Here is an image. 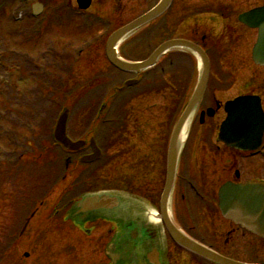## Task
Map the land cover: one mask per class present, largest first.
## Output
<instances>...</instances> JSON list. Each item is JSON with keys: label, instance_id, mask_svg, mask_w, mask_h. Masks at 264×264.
Segmentation results:
<instances>
[{"label": "flooded vegetation", "instance_id": "obj_1", "mask_svg": "<svg viewBox=\"0 0 264 264\" xmlns=\"http://www.w3.org/2000/svg\"><path fill=\"white\" fill-rule=\"evenodd\" d=\"M53 1L63 5L59 7L60 19L52 15L56 8L51 9L48 25L51 30L56 25L66 24L72 14L82 19H99L108 24V30H112L111 20L101 12L102 5L111 1L110 6L115 9L120 3V0H92L91 7L80 12L76 0ZM209 1L208 10L212 11L208 14L209 23L203 21L205 25L199 18L186 14L198 7L176 0L170 10L176 9L178 14L174 17L167 13L156 27L165 41L180 39L200 47L210 65L207 87L194 117L192 131L180 146L169 210L172 223L192 240L236 261L257 264L258 261L242 260L231 254L238 243L252 254H258L264 248V241L231 222L219 220L216 206L218 188L224 183H264V129L261 145L246 152L224 148L217 142V133L225 118L223 105L237 97H258L264 116V77L259 76L257 81L248 76L252 71L248 48L249 44L253 45L252 37L256 38L257 31H250L237 21L240 13L264 7V0H252L250 8L233 15L229 14L233 8L247 5L249 0ZM35 3L42 5L37 19H45L43 0L32 1L30 8ZM153 5L154 0L147 4L146 10ZM202 26L209 27V34L202 33ZM146 36L148 38L144 41L136 39L131 45L125 44V51L120 48L124 59L142 61L152 53L151 32H146ZM99 40L90 49L81 50L87 52V59L91 58L92 47ZM99 46L104 47L102 42ZM131 50H136V56L142 58L130 59L126 52ZM95 57L98 61L100 54ZM103 60L104 50L100 58ZM161 60L156 70L139 75L135 88L115 98L111 107L115 110L111 121L113 138H97L96 145L101 151L98 161L81 164L80 159L91 154L90 138H70L73 141L84 139L88 144L82 153H65L64 189L61 191L59 185L60 193L54 201L53 214L45 208L42 212L47 211V214L41 224V216L36 212L29 220L31 229L28 223L16 234L17 240L25 241L26 252H14L13 243L4 241L7 247L0 249V264H207L177 247L164 225L154 221L146 212L148 206H159L165 185L171 126L168 120L158 122V136L151 137L149 132L156 126L152 125V109L136 102L145 104L149 96L156 94L164 100L167 117L170 114L177 116L185 106L196 78V62L188 53L174 52ZM258 69L264 73V68ZM239 82L242 84L237 88L239 94L224 100ZM214 178L216 181L213 182ZM125 192L128 193L125 195ZM89 196L99 198L98 209L83 204L84 198ZM126 196L138 202L139 209L122 207L120 201ZM47 201L45 199L40 205ZM46 228H49V238L43 234ZM1 232L3 238L8 236L9 231Z\"/></svg>", "mask_w": 264, "mask_h": 264}, {"label": "rangeland", "instance_id": "obj_2", "mask_svg": "<svg viewBox=\"0 0 264 264\" xmlns=\"http://www.w3.org/2000/svg\"><path fill=\"white\" fill-rule=\"evenodd\" d=\"M32 1L28 3H21L19 0H16L18 5H16V2L7 1L4 2L0 7V36H2L3 38V44H0V56L2 54H8V51L11 50H16L14 51L16 53H29L31 56H35L36 58L34 59L32 65V68L35 71L43 70V68H47L44 67L45 63H51V60L49 58L50 53L48 54V52H51L53 58L58 57L60 61H62V63H77L80 60V57L86 58L88 55L87 52H84L82 54H80L79 52V48L83 43L78 44V41L90 40L96 35H102L103 32L102 30L100 31L98 25L92 26L90 32H85L83 26L76 25L74 23L75 19H72V22L55 26L52 30L48 29L47 25L45 24V27L41 30V37L37 39L38 41H33L34 43L31 42L26 44L32 34H35V31L33 32L34 29L32 27H35V25L39 22L33 19H25V22L29 21L30 25L27 26L26 24H21V22H17V24L15 22H11L8 15L10 14V12L11 14L12 12L15 13V19L17 20L18 16L16 15H23L27 18L31 17L30 4ZM146 1L148 0H120V3L117 4L118 7H115V9L110 6L111 1H108L107 4L102 5L103 10H101V12L106 15L105 17H108L109 20H111L113 29H116L142 15L148 8L147 4H149V2H152L153 0H149V2ZM182 1H186L188 4H190L191 7L200 8L194 10L195 12H200V10L202 9H209L207 5L211 4L209 0ZM252 3V0H249L247 5H240L239 7H236V9L233 8L234 11L229 12V14H238L244 9L247 10L251 7ZM175 14H178V11H175L173 13V16ZM203 18L209 19L206 16H203ZM206 21V23H209L208 20ZM206 23L203 21L201 22V24L204 25ZM156 27H158V24L155 25V27L152 26L148 28V30L151 31L152 41L154 43L161 37V35L158 34V30ZM201 29L203 34L207 35L210 32L208 26H202ZM16 32H21L26 37H23L21 35V37H18L16 35ZM107 36L100 39L98 44L92 47L93 53L91 55V58L83 59L73 70V75H71V78H74V88L77 87V85H75L76 82L82 83L87 80H92L97 74L101 75V77L99 76L100 84L110 87L113 86L112 83L121 82L124 79H127L126 77H121L117 73L112 72L107 66L106 61H100L101 53L103 52V46H99V44L100 42H102V44L104 45ZM253 40L254 37H252V41ZM251 46L252 43L249 44L248 48L249 56V49L251 48ZM46 47L51 48L48 49ZM122 48H124V46H122ZM135 52L136 50H131L126 53L130 56V59H141L142 57L139 55L136 56ZM38 53H40L39 56ZM97 54H100V58L98 61L95 60V55ZM19 56L20 54L18 55V59L16 58L15 60H10L9 67L18 65L20 60ZM250 68L252 71H250V73L248 74L249 77H253L257 81L258 78L264 77V73L259 69H255L251 65V63ZM47 71L51 75L62 77L60 73H57L51 67L47 68ZM253 73L256 74L251 75ZM21 76L23 79L28 80L29 83L28 81H18L17 74L15 73H13L9 78L11 84H13L14 82L17 83V88L20 92V100L26 104H29L30 102H32L33 105L37 104L39 101L40 85L34 84L25 73H21ZM3 79L4 81L6 80L5 77L0 74V82L3 81ZM98 83V81L90 83L89 88L92 89L90 92V97L83 104H81L80 101L77 102L76 106L74 107L75 110L72 112L73 114H71L67 125V134L69 138H80L83 135L82 133L86 130L89 119L84 121L85 115L93 114L96 111L98 104H95V101L99 100V97L101 95V90L97 91L96 89ZM241 85L242 84L239 82L233 88V93L226 95L224 100L239 94V92H237V88ZM108 88L109 87L106 88V91L108 90ZM51 90L52 88L50 89V91L44 89V94L40 93V96L44 95L43 97L41 96V98H43L42 100H46L48 96L55 101L57 100L58 105L54 106V108L52 109H50L49 106L48 108L46 107V109L39 108L38 111H32L33 107L31 106L23 107L19 102L15 103L14 101L16 100V97H13L12 99L10 97L8 101L10 108L12 109V111H14L13 114L11 113L10 118L6 116V112L0 108L1 114L4 115L5 120H7V123L0 121V156L2 157L3 153H7L8 156V153L13 150L12 144L17 147V144L20 145V142H22L23 140L29 142L26 147L21 146L18 150L21 152L19 158H15V155H12V158L10 157L11 159H7V163L3 162L5 166L0 167V249L6 248L7 245L6 243H4V241H8L9 243H13L11 244V246L14 249V252H26L28 249L23 245L25 241L17 240L16 234L22 230L23 225L26 222L25 219H28L30 217L29 215L33 213V211L39 212L38 214H40L41 216L39 223L43 224V217L47 214V211L42 212V206L39 207V204L45 200V197L48 198L46 204L48 203L51 206L52 204L54 205V201L60 193L58 182H60V184L62 183V180H59V178L63 176V172L65 171V169H62L63 160H61L62 162H60V165L58 164L61 156L56 154V150H54V148H52L51 146V132L56 120L55 118L60 111V106L62 105V100L64 98L63 95L66 90L56 88L52 92ZM8 91H11V88H8ZM75 93L76 94L74 95L76 97L73 98V103L75 102V100H77L78 96L82 95L80 92ZM139 102L140 101L136 102V104L141 105V107L149 106L151 107L150 109H152L150 111V115L153 119L152 125L156 126L149 132V135L155 138L158 136V129L160 127V124H158V122L163 123L164 120H167V109L164 107V100L161 99V96L152 94L146 99L145 104H139ZM1 103L2 102L0 99V105ZM85 108L86 110H83ZM113 117L114 114L111 110L109 118ZM75 118H77L78 120H75ZM21 124L23 128H20ZM111 132V125H106L99 132L98 138H102V135L104 136V138H113V136H111ZM42 153V158L38 159V154ZM61 170L64 171L61 172ZM214 181H216V178H214L213 182ZM31 193H34L35 199L39 200L37 203H35L33 209L29 201L32 198L31 195H33ZM30 223L28 227L30 226ZM29 228L31 229V227ZM5 230L9 231V233L7 237L3 238V233L1 231ZM40 231H42V229H40ZM48 231L49 228H46V230L44 229L43 234L49 238L51 236H48L49 234L47 235ZM31 234L29 235V237H31ZM212 244L217 247L214 241H212ZM223 251L226 252L225 250ZM231 255L242 260H253L256 262L258 261L260 263H264V248L261 249L258 254H252L250 250L248 251L243 246L242 243H238L236 245L234 253Z\"/></svg>", "mask_w": 264, "mask_h": 264}, {"label": "water", "instance_id": "obj_3", "mask_svg": "<svg viewBox=\"0 0 264 264\" xmlns=\"http://www.w3.org/2000/svg\"><path fill=\"white\" fill-rule=\"evenodd\" d=\"M26 1V0H24ZM172 0H161L151 11L147 12L137 20L133 21L124 28L116 31L107 41L106 57L109 63L116 69L124 72L139 73L153 66L158 57L170 49H189L193 51L201 62V71L199 74L197 86L194 94L191 97L184 112L176 123L171 136V145L169 150V180L173 178L176 155L178 152L177 142L182 133L183 128L190 116V113L198 105L207 80V62L205 56L190 44L181 41H171L160 46L154 54L145 62L139 64L125 63L119 59L116 54V46L126 37L131 35L136 30L161 16L170 6ZM90 5V0H78V6L82 10H86ZM41 6L33 7V14L37 15ZM240 21L249 27L258 28L259 40L255 47L253 60L256 64L264 66V10H255L240 17ZM132 83H127L126 86ZM251 101L239 99L226 107L228 118L222 125L219 135L220 142L228 147L238 150L254 149L260 142V136L264 129L261 119L256 115L254 108H247ZM258 109L257 103L255 104ZM105 106H102L98 113V118L105 113ZM248 109V110H246ZM259 114V109L256 110ZM68 110H63L59 115L53 129L52 138L55 143L62 146L64 150H77L81 147L82 142L71 143L66 137V122ZM245 136H249L245 138ZM254 137V138H253ZM84 161V160H83ZM169 188L166 187L164 196L169 193ZM96 200V199H94ZM219 209L222 216L231 220L235 224L252 232L253 234L264 238V186L261 185H244L233 186L226 185L221 188L219 194ZM170 236L181 247L195 253L214 264H241L225 258H222L214 253H210L199 245L187 240L179 235L175 229L167 226Z\"/></svg>", "mask_w": 264, "mask_h": 264}, {"label": "trees", "instance_id": "obj_4", "mask_svg": "<svg viewBox=\"0 0 264 264\" xmlns=\"http://www.w3.org/2000/svg\"><path fill=\"white\" fill-rule=\"evenodd\" d=\"M2 2H3V0H0V6H1ZM9 20L11 21V17H9ZM11 54H12V53H9L8 55L11 56ZM2 59H3V57L0 56V63H1V60H2ZM0 70H1V64H0Z\"/></svg>", "mask_w": 264, "mask_h": 264}]
</instances>
